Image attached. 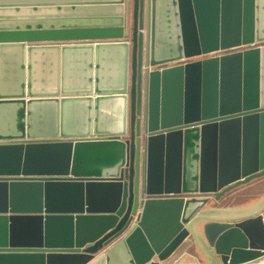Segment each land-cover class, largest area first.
Masks as SVG:
<instances>
[{
    "label": "water",
    "instance_id": "95a60500",
    "mask_svg": "<svg viewBox=\"0 0 264 264\" xmlns=\"http://www.w3.org/2000/svg\"><path fill=\"white\" fill-rule=\"evenodd\" d=\"M111 37L130 47L125 132L0 137V264H201L192 241L263 260L264 198L204 208L264 178V0H131Z\"/></svg>",
    "mask_w": 264,
    "mask_h": 264
},
{
    "label": "crops",
    "instance_id": "0c3cea01",
    "mask_svg": "<svg viewBox=\"0 0 264 264\" xmlns=\"http://www.w3.org/2000/svg\"><path fill=\"white\" fill-rule=\"evenodd\" d=\"M128 8L131 0H0V93H17L24 83L33 95L30 104L0 105V137L114 136L128 129L130 47L109 38L130 27ZM262 198L209 208L216 217H238ZM192 246L200 263L220 264L205 242Z\"/></svg>",
    "mask_w": 264,
    "mask_h": 264
},
{
    "label": "rangeland",
    "instance_id": "374dc122",
    "mask_svg": "<svg viewBox=\"0 0 264 264\" xmlns=\"http://www.w3.org/2000/svg\"><path fill=\"white\" fill-rule=\"evenodd\" d=\"M130 9L128 8L127 11H126L128 20L131 18ZM111 84H108V85H111ZM112 85H114V84H112ZM127 92H128V89H127L126 93ZM263 180H264V178H263ZM259 181H260L259 179L256 180L254 182L255 186H252L250 188H246L244 190L243 189H235V190L225 194L223 197H221L217 201H215L213 199H210L209 203L206 205V207L204 209H211L209 207L217 208L218 206H226V207H228V206H231L233 204L234 205L235 204L236 205L237 204H243V203H245V202H247V201H249L251 199H253V201H255V200L259 199L260 197L264 198V182L261 183ZM201 224H202L201 222L198 223V227L199 228H200ZM188 249H189L188 253L190 255H192L194 257L197 256V255L195 256V247L192 246V244L189 246ZM201 264H205L204 261L201 262Z\"/></svg>",
    "mask_w": 264,
    "mask_h": 264
},
{
    "label": "built area",
    "instance_id": "2783aa9c",
    "mask_svg": "<svg viewBox=\"0 0 264 264\" xmlns=\"http://www.w3.org/2000/svg\"><path fill=\"white\" fill-rule=\"evenodd\" d=\"M247 48H248V47H244V49H247ZM138 213H139V211H137V214L133 217V220H132L131 225L134 224V223L136 222V217H137Z\"/></svg>",
    "mask_w": 264,
    "mask_h": 264
},
{
    "label": "bare ground",
    "instance_id": "6f19581e",
    "mask_svg": "<svg viewBox=\"0 0 264 264\" xmlns=\"http://www.w3.org/2000/svg\"><path fill=\"white\" fill-rule=\"evenodd\" d=\"M254 264H264V259Z\"/></svg>",
    "mask_w": 264,
    "mask_h": 264
}]
</instances>
